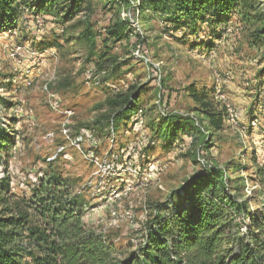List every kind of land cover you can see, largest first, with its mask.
I'll use <instances>...</instances> for the list:
<instances>
[{
	"label": "rangeland",
	"instance_id": "obj_1",
	"mask_svg": "<svg viewBox=\"0 0 264 264\" xmlns=\"http://www.w3.org/2000/svg\"><path fill=\"white\" fill-rule=\"evenodd\" d=\"M140 2L115 9L128 24L117 36L108 32L107 0H86L68 21L65 5L44 11L22 3L17 21L0 30V124L14 138L0 152V181L21 200L51 173L68 179L86 226L125 253L144 245L173 193L206 166L230 164L241 200L252 209L263 201L264 55L252 23L232 13L217 38L207 23L191 33L146 19ZM89 28L92 41L84 38ZM109 57L115 63L100 69ZM191 84L206 88L208 110L223 113L218 131L207 127ZM132 86L141 88L136 109L114 128L110 101Z\"/></svg>",
	"mask_w": 264,
	"mask_h": 264
},
{
	"label": "trees",
	"instance_id": "obj_2",
	"mask_svg": "<svg viewBox=\"0 0 264 264\" xmlns=\"http://www.w3.org/2000/svg\"><path fill=\"white\" fill-rule=\"evenodd\" d=\"M113 12L108 32L125 33L128 24L115 11L130 5V0H107ZM86 0H0V30L17 21L18 7L23 3L36 10L49 11L65 5L63 19L72 20L85 11ZM88 7V6H87ZM115 11V12H114ZM120 11V10H119ZM252 23L251 38L264 55V0H141L139 14L144 18H162L177 29L196 33L199 24L207 23L217 38L222 24L232 13ZM253 13V14H252ZM115 16V18H114ZM244 24V22H242ZM221 30L219 35L216 34ZM90 28L84 38L93 40ZM126 35V34H125ZM115 58H104L100 69H106ZM120 66L115 65L111 73ZM189 94L205 109L210 129L223 127L224 115L208 110L206 88L194 84ZM141 88L132 86L110 101L114 128L136 109ZM99 120L95 123H102ZM194 126L189 131L194 136ZM196 131V130H195ZM177 129L167 132L175 138ZM169 137V138H170ZM0 124V152L12 141ZM230 164L224 168L208 167L195 172L173 193L168 214L147 234L144 245L129 253L108 243L104 234L86 226L75 188L61 175L50 174L35 188L28 199H16L8 179L0 181V264H264V166L257 167L263 197L258 208L232 186Z\"/></svg>",
	"mask_w": 264,
	"mask_h": 264
},
{
	"label": "built area",
	"instance_id": "obj_3",
	"mask_svg": "<svg viewBox=\"0 0 264 264\" xmlns=\"http://www.w3.org/2000/svg\"><path fill=\"white\" fill-rule=\"evenodd\" d=\"M134 1H136V3H137V0H131V2H134ZM112 17H113V15L111 14L110 18L108 19L109 22L111 21ZM137 20H138V19H137ZM138 23L140 24L139 20H138V22H137V25H138ZM219 91H220V90H219ZM228 107H229V106H228ZM229 111H230V113H231V115H232V117H233V116H234V111L232 110V108L229 107Z\"/></svg>",
	"mask_w": 264,
	"mask_h": 264
}]
</instances>
